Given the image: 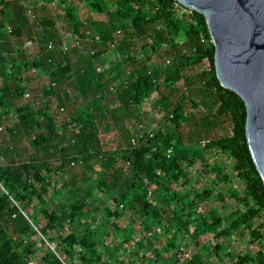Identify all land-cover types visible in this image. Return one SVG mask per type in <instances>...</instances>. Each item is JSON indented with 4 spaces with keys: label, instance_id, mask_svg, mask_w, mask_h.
<instances>
[{
    "label": "trees",
    "instance_id": "1",
    "mask_svg": "<svg viewBox=\"0 0 264 264\" xmlns=\"http://www.w3.org/2000/svg\"><path fill=\"white\" fill-rule=\"evenodd\" d=\"M53 3L64 12L51 22ZM92 13L106 14L108 27ZM59 24L72 38L94 42L81 67ZM163 52L168 61L152 66ZM215 53L205 17L175 0H0V131L18 118L6 127L10 142L0 137V264H215L231 256L230 201L239 206L232 217L241 233L258 243L254 255L238 253L233 264H264V182L248 144L245 103L221 86ZM32 75L50 80L48 100L64 96L57 111L48 102L18 105ZM199 86L214 98L213 119L193 122L187 107L199 110ZM62 109L74 113L58 123ZM156 111L161 125L150 137L146 123ZM226 122L232 129L215 134ZM185 125H195L198 136L186 137ZM140 126L146 136L134 146ZM21 133L32 151L25 161L15 143ZM213 155L227 157L230 169ZM176 169L183 178L174 189L168 178ZM199 236L214 244L182 261L183 243Z\"/></svg>",
    "mask_w": 264,
    "mask_h": 264
},
{
    "label": "water",
    "instance_id": "2",
    "mask_svg": "<svg viewBox=\"0 0 264 264\" xmlns=\"http://www.w3.org/2000/svg\"><path fill=\"white\" fill-rule=\"evenodd\" d=\"M175 1L207 21L217 78L245 103L248 144L264 182V0Z\"/></svg>",
    "mask_w": 264,
    "mask_h": 264
},
{
    "label": "rangeland",
    "instance_id": "3",
    "mask_svg": "<svg viewBox=\"0 0 264 264\" xmlns=\"http://www.w3.org/2000/svg\"><path fill=\"white\" fill-rule=\"evenodd\" d=\"M75 3L79 4L80 0H74ZM114 8H109V11H113ZM108 11V12H109ZM42 12V10L38 11V15H40ZM63 8L61 6H56V7H50L48 9L47 15L48 18L50 19L51 22L54 21H58L60 18H62L63 15ZM84 12H87V10L82 11V15H84ZM91 18L96 21L97 23H99V25L103 28L108 27V22H109V17H107L106 14H97V13H92L91 14ZM32 24H36L35 20L32 21ZM60 28H61V32L67 37L68 41L70 42V50H71V61L73 63V65L75 66V68L81 67V65L83 64V62L81 61L82 58L80 57L83 54L88 53L89 51H91L92 47L94 46V42L86 40V41H80L77 38H72L70 32L72 30H70L68 27H64V25L59 24ZM120 39H122V35L118 34L116 40L119 41ZM76 41H79V44L76 43ZM180 42L185 41V37L181 36L179 39ZM100 44V43H99ZM98 47L103 48V49H110V44L109 43H102L100 45H98ZM73 51V52H72ZM39 53V46L35 45L32 48V54L33 55H37ZM168 61V58L165 56V53H161L157 56H155L152 61L150 62V64L153 66L155 64H160L163 65ZM193 71H189L187 74L192 73ZM28 87H29V92H27V94H30V98H26V96H24L23 98H21V100L18 102V105H27V104H33L36 108H40L43 105H45V103L47 104V102L49 103L50 107L52 110L57 111V107H58V103L61 99H64V96H61V99L59 100L58 97L55 98H50L49 100L46 98L45 93L43 91V89L47 86L50 85V80L48 78H41V79H36L32 76H29L28 78ZM30 80V81H29ZM1 86V83H0ZM38 88L37 91H34L35 88ZM64 89V88H63ZM199 90H200V95L196 98V102L197 104H199V110H191L190 105H188L187 110L190 112V116L193 120V122H200L201 121V117L203 116H210V119H213L211 116L213 115V112L209 113L208 110L212 107L213 109V105H214V98L212 97H206V93L203 90L202 86H199ZM70 95L72 94V89H70ZM26 94V95H27ZM79 95L77 93H74L73 95V99H76ZM144 110L145 111H149L150 110V104L147 103L144 105ZM73 111H67L64 110L58 114V123H62L63 121L70 119L71 116L73 115ZM153 117V118H152ZM151 120L149 121V123H146L148 129L150 132L152 133H157L158 128L160 127V121L162 118V114L158 111H156L154 114H152ZM18 124V118L16 115H12L9 118L8 123H6L4 126H2L3 131H0V137L2 141L5 142H10L11 136L6 132V127H10V128H14L15 125ZM184 129V133L186 135V137L189 135V133H193L195 136H198L197 133V129H195V125H185L183 127ZM232 126L230 122H226L225 124H222L221 127L218 126L215 129V134H218L220 136H225L227 131L231 130ZM197 134V135H196ZM201 135V134H200ZM15 140V139H14ZM29 141L30 138L26 135L21 133V135L19 136V139H17V141L15 140V143L17 144V146H19V148H23V152L24 155H21V161H25L27 160L28 157H30V155L32 154V151L29 148ZM118 140L115 139L111 145L109 146L110 149H115L118 147ZM24 149H26V151H24ZM217 155V154H216ZM215 158V162H219L221 165L225 166L228 170L230 169V165H229V159H227V157H217L215 155H213ZM5 161L2 159V157L0 156V164H4ZM119 167H123V165H120ZM75 171V170H74ZM198 168L196 170L193 171V179H194V189L196 191H200L203 189V187L205 186L204 180H202L203 178L199 177L198 175ZM74 174V173H72ZM183 178V173L180 169H176L174 171V173L172 174L171 177L168 178L169 183H171L173 185V188H177L179 185L176 182V180L178 179H182ZM214 204L216 205L217 209H221V207H223L218 201H214ZM227 206L226 211H224V214L227 215L228 219H232V231H233V240L231 242V244L228 246V250H230L231 252V256L225 258L223 261H216L214 262L215 264H233L236 260V255L238 253H251V254H255L258 251V243L256 241H252L249 236H247L246 232L245 233H241V229L238 226L237 222L233 219L232 217V213L236 210L239 209V206L234 202V201H230ZM206 207L203 208V210L205 211ZM46 225L45 220L42 222V227ZM190 240V239H189ZM187 241L184 244V248L180 251V257L182 258V261H184L187 258H190L193 254L197 253L200 250V247L203 244L206 243H210V244H214V239L212 236H199L197 239L195 240H191V241Z\"/></svg>",
    "mask_w": 264,
    "mask_h": 264
},
{
    "label": "built area",
    "instance_id": "4",
    "mask_svg": "<svg viewBox=\"0 0 264 264\" xmlns=\"http://www.w3.org/2000/svg\"><path fill=\"white\" fill-rule=\"evenodd\" d=\"M56 6H57L56 3H53L51 5V7H56ZM25 7L28 8V13H29L31 19L34 20L35 19V15H34V12H33L32 7H30L28 4H26ZM76 43L79 44V41H76ZM34 46H35V43H33V42H29L26 45V47H28V48H33ZM64 46H65V49L68 50L69 47L67 46V43H65ZM50 49H53V44L52 43L50 44ZM98 71L100 72L101 69H99ZM25 96H26V98H30V94H27ZM63 111H64V109H62V112ZM148 134L150 135V137H153V133L152 132L148 131ZM145 136H146V133H145L144 127L143 126H140V133H139V135L136 138H134L132 140V144L134 146H136L138 144L139 139H144ZM168 153L171 154V151H169Z\"/></svg>",
    "mask_w": 264,
    "mask_h": 264
}]
</instances>
